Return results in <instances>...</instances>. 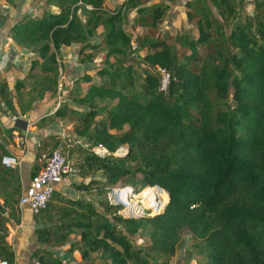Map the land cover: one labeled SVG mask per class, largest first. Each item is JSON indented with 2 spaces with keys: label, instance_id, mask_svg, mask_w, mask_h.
<instances>
[{
  "label": "trees",
  "instance_id": "trees-1",
  "mask_svg": "<svg viewBox=\"0 0 264 264\" xmlns=\"http://www.w3.org/2000/svg\"><path fill=\"white\" fill-rule=\"evenodd\" d=\"M52 1L58 12L22 18L9 31L13 44L36 58L29 64L30 84L17 80L11 97L0 79V106L13 113L15 99L25 114L47 94L55 96L60 50L79 46L76 59L86 70L70 90L69 103L35 124L41 128L66 119L74 136L41 141L31 177L39 171L40 157L59 147L77 167L76 176L89 178L74 187L92 196L98 209L53 192L46 210L34 215L36 224H46L33 232L46 247L33 254L34 260L64 264L50 248L65 244L74 231L78 239L67 252H78L82 262L98 252L102 264H151L159 255L166 260L155 264H169L186 230L200 243L195 247L205 264H264V0H252L250 13L244 12L245 0H183L196 37L141 38L124 30L128 11L136 14L132 30L154 31L169 4L182 0H118L113 10L105 0ZM6 22L0 11V30ZM99 29L105 63L98 67L93 51L99 45L92 40ZM158 69L169 76L165 91L159 90ZM82 83L88 85L84 93ZM13 132L18 130L0 125V203L6 210L0 215V259L8 264L14 252L6 243L7 225L20 222L21 183L18 168L4 167L1 159L9 156ZM122 146L127 151L115 156ZM96 148L106 155L95 154ZM116 186L142 189L137 197L158 193L156 212L163 200L168 203L152 217H123L122 207L107 201ZM127 211L138 213L132 207ZM139 234L149 240L150 258L134 242Z\"/></svg>",
  "mask_w": 264,
  "mask_h": 264
},
{
  "label": "crops",
  "instance_id": "crops-1",
  "mask_svg": "<svg viewBox=\"0 0 264 264\" xmlns=\"http://www.w3.org/2000/svg\"><path fill=\"white\" fill-rule=\"evenodd\" d=\"M158 1L159 0L157 1L155 0L154 3ZM107 2H110V4L113 6L120 4V1L118 0H105V7H107V9L109 8ZM176 3L181 4V6H179V9L180 7H182V10L186 18L184 1L182 0L180 2H175L171 4H176ZM251 11H252V5L250 12ZM13 24L14 22L11 25H9L8 22H6L5 27L2 30H0V79L6 81L9 94L11 96L15 92L14 84L17 80H26V83L28 82L27 84L28 85L30 84L29 79L27 78L29 64L31 60L36 58L35 55L31 57H26L25 51L21 50L19 47L13 44V42L8 36L9 31ZM76 48H79V46L61 48L60 50V54L62 55V62H61L62 67L59 73L58 88L61 87V91L59 89L60 92H57L55 96L50 98L45 97L40 102H35L32 105L31 110H29L25 114H22L20 112L19 108L17 107V102L15 99H13V107H14L13 113H9L8 111H6L5 107L0 106V125L2 128L17 129L15 127L16 120H14L15 113L18 115V119L20 121L26 122V131L28 135L22 134L17 129L18 132H13V137L11 138V141L7 147L9 156L14 157L17 161L16 167L18 168L20 175L21 194L24 193V191L27 189L29 185V181L31 178V170L35 161V156L37 153V147L39 143L50 136H58V137L74 136L72 132L73 124L66 119L62 121L55 120L52 123L47 124L41 128H37L35 124L43 117L52 115L59 108L60 104L69 103L67 97L70 90H72L74 85L76 84L77 78L81 76L86 70V67L84 65H81L77 62L76 58L78 52L77 51H76L77 53L74 52ZM21 56H24V58L19 59V57ZM79 86L83 93L88 88V85L83 83L79 84ZM68 107L71 108V105L68 104ZM20 141L21 144L19 146ZM81 142L82 144H84L85 141L81 139L80 143ZM99 151H101V153H103L104 155L106 154V151L104 149H99ZM88 181L89 178L81 179L77 177L75 174H73L69 177H66L60 184L56 185L54 188V192L58 193L62 197L67 198L69 200H73V201L84 200L86 202L92 203L94 207L98 209V206L92 196L85 195L83 192L78 191L74 187V185H78L80 183L87 184ZM124 210L126 209L122 208L121 212L124 213L125 212ZM18 212L20 214L19 224L14 225V223L10 222V224L7 225V228H9V232H10L7 242L12 247L14 252L13 264H30V262H32L35 259L33 254L36 251L46 249L45 246H41L35 240L33 235V232L38 225L39 227H43L46 226V224L42 222H40V224H36V222L34 221V215L26 207L18 209ZM123 216L138 218L128 215V213L126 215L124 213ZM71 237H73L74 240H77L78 233L76 234V232L74 231L70 232L67 242L65 244H62V246L66 245L68 249V245H69L68 241L69 238ZM60 255L58 256V258H60L62 262L65 263L63 256ZM69 255L72 256V259L79 260V262H82L78 252ZM76 256H78V258Z\"/></svg>",
  "mask_w": 264,
  "mask_h": 264
},
{
  "label": "rangeland",
  "instance_id": "rangeland-1",
  "mask_svg": "<svg viewBox=\"0 0 264 264\" xmlns=\"http://www.w3.org/2000/svg\"><path fill=\"white\" fill-rule=\"evenodd\" d=\"M245 1L247 2V5L245 6L244 12L250 13L251 5L249 3H251L252 0H245ZM154 2H155V0H150L149 3L153 4ZM107 3H108V7H109L108 10L109 9L110 10L115 9L117 7L115 5L114 6L111 5L110 2H107ZM116 3H118V2H116ZM179 6H181L180 3L170 4V7H169L170 9L167 11L164 18H162L159 21L158 26H157L156 30H154V31H148L146 28H134L132 30L130 27H131L134 19L136 18V14L133 11H128L126 14V22H125L124 30L126 32L131 33L133 35V38H137V37L141 38L142 36L147 35V34H148V36H151V37L157 36V35L162 37L164 34H169L170 36H173V37L176 35H179V34H190L191 36L196 37L195 26L186 20L185 14L182 10V7H180V9H179ZM0 11L6 16L8 24L11 25L13 22L15 23L16 21H19L22 18H26L28 16H31L32 18L38 19L44 13H48V12L56 13L59 11V7L52 0H12L9 3H6V2L0 0ZM92 42L99 45L98 49L93 51L95 64H97L99 67L100 65H103L105 63L104 53H103V45H102V32L100 29L96 32V35L93 38ZM134 45H136L135 42H133L132 46H134ZM78 49L79 48H76V50H74V52H76V51L78 52ZM32 52L33 51H31L30 55L28 54V56H26V57H31L32 54H34ZM142 53L143 52H140L139 54H142ZM23 58H24V56L19 57V59H23ZM70 58H71V56H70ZM115 61L119 62L122 60L120 58H110L109 59V62H115ZM128 62L131 63L133 69L136 72L142 71L143 67L141 65H139V62H136L134 58L129 59ZM128 62H125V63H128ZM69 65H70V63H69ZM88 66H89V68H87V69L93 70L90 67V65H88ZM90 72L92 73L93 71H90ZM29 83H30V80H29ZM75 87H76V85H74L73 88H75ZM59 89L61 91V87L58 88L57 92H60ZM45 97L50 98L49 94H47ZM12 103H13V100H12ZM79 144L83 145L82 142ZM56 149H60V148L59 147L54 148L53 150H51V153ZM120 150L125 152V151H127V147L126 146L120 147L115 152L114 155L119 156V154L124 153V152L120 153L121 152ZM118 152H119V154H117ZM38 163H39V166L42 164V162H39V161H38ZM73 174H75V175L78 174V170H77L76 166L73 167ZM125 187H131V186H125ZM114 188H121V186H116ZM131 188H133V187H131ZM141 190L142 189H139V191H137V192L135 190H133V192H134L133 194L135 197H134V199L131 200V202H129V204L131 205V206L129 205V207H132L136 203L133 209L135 210V212H138V213L129 214L127 209H126V210H124L125 214L128 213V215H131L134 217H138V215H136V214H140L141 215L140 217H147V216L152 217V216L157 215L154 208L152 209L153 211L145 210V209H147V207H145L146 203H143V201L136 198V196L140 193ZM166 201L167 200H163V203ZM144 207H145V209H144ZM120 214L123 216L124 213L121 212ZM123 217H125V216H123ZM7 231H8V233H7L6 243L9 245V243L7 242V239L9 238V234H10L9 228H7ZM73 240H74L73 237H71V238H69L68 242L69 243L73 242ZM134 242L138 248L143 249V252L147 258L151 257L150 250H149V240L145 235L139 234V235L135 236ZM199 245H200V243H198L186 230L183 231L181 243L178 246L174 255L171 257L169 264H205V260L198 253V251L195 247V246H199ZM50 250L57 257L61 253H63L60 256H63V259L65 260L64 264H102L99 261V253L98 252L92 256L90 261L79 262V260L72 259V256L68 254L66 245L62 246V244H57V245L54 244L50 248ZM76 257L78 258V256H76ZM150 260H151V264H155L156 261L166 260V258L163 255H159L155 258H150Z\"/></svg>",
  "mask_w": 264,
  "mask_h": 264
},
{
  "label": "built area",
  "instance_id": "built-area-1",
  "mask_svg": "<svg viewBox=\"0 0 264 264\" xmlns=\"http://www.w3.org/2000/svg\"><path fill=\"white\" fill-rule=\"evenodd\" d=\"M158 73L160 77L159 90L165 91L169 80L168 73L162 69H158ZM20 144L21 141L19 142V146ZM99 149H93L94 153L98 156H104ZM38 161L42 162L39 171L30 178L27 189L20 195L17 203L18 209L26 207L33 215L40 214L46 210L51 201L55 186L60 184L66 177L73 175V167L69 159L59 149L54 150L49 156L42 155ZM1 164L6 168H15L17 161L14 157L8 156L1 159ZM133 193V188L131 187L112 188L107 194V201L112 206H121L127 209V205L135 197ZM122 203H126V205ZM135 204L132 208H134ZM160 212H162V208L156 213L159 214ZM0 264L8 263L0 259ZM30 264L39 263L33 260Z\"/></svg>",
  "mask_w": 264,
  "mask_h": 264
},
{
  "label": "bare ground",
  "instance_id": "bare-ground-1",
  "mask_svg": "<svg viewBox=\"0 0 264 264\" xmlns=\"http://www.w3.org/2000/svg\"><path fill=\"white\" fill-rule=\"evenodd\" d=\"M122 150V149H121ZM137 199H140L141 201H143V203H146L147 208H150L151 210L154 208V210H156L161 202V196L159 194H157L154 191H148L146 192L144 195H142L141 197H137ZM167 203L164 202L162 203V208L164 207V205ZM124 205H126V203H122ZM130 204L127 205V209L129 207ZM131 206V205H130Z\"/></svg>",
  "mask_w": 264,
  "mask_h": 264
},
{
  "label": "water",
  "instance_id": "water-1",
  "mask_svg": "<svg viewBox=\"0 0 264 264\" xmlns=\"http://www.w3.org/2000/svg\"><path fill=\"white\" fill-rule=\"evenodd\" d=\"M9 96H11L10 94H9ZM15 118H16V123H15V127L22 133V134H26V135H28L27 134V131H26V122H24V121H20L19 119H18V115L15 113ZM83 140H84V138H82ZM121 151V150H120ZM124 151H121L120 153H123ZM126 152V151H125ZM124 152V153H125ZM123 153V154H124ZM117 154H119V152L117 153ZM120 155V154H119ZM167 203H168V201H167ZM167 203L164 205V207L162 208V211L165 209V207H166V205H167ZM147 211H149V210H151L150 208H147L146 209ZM6 214V210L3 208V206L1 205V203H0V215H2V216H4Z\"/></svg>",
  "mask_w": 264,
  "mask_h": 264
}]
</instances>
